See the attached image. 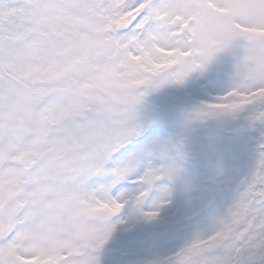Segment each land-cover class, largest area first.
<instances>
[{
    "label": "snow or ice",
    "instance_id": "6c2138e0",
    "mask_svg": "<svg viewBox=\"0 0 264 264\" xmlns=\"http://www.w3.org/2000/svg\"><path fill=\"white\" fill-rule=\"evenodd\" d=\"M228 2L89 0L88 8L103 18L111 33L113 64L109 68L102 62L89 64L84 58L86 46L76 44L71 36L59 37L68 60L58 62L51 50L50 41L57 38L51 29L75 7L72 0H27L25 6L36 13L39 30L28 36L24 48L10 37L0 38V91L15 85L22 98L25 131L19 147L27 154L22 161L0 158V171L28 164L34 174L28 177L29 199L16 213L20 222L0 235V264H99L93 250L107 240L114 227L110 218L125 202L109 197L104 188H87L86 181L113 158L134 130L125 111L132 97L115 87L119 72L112 69L131 67L143 86L148 81L142 73L161 71L191 55L162 45H170L174 36L186 35L189 41L193 36L204 37L212 27L205 7L223 11L220 5ZM242 10L254 18L264 17V0H253ZM178 22L184 31L176 27ZM193 22L199 31L191 28ZM76 48L79 53H73ZM121 49L124 58L117 60ZM153 51L161 53L159 61L151 58ZM141 53L146 63H140ZM25 57L27 65L22 63ZM232 94L225 93L207 108L259 106L258 118L264 119V95L245 93L239 103H223ZM258 146L256 169L220 218L221 227L194 237L166 264H238L231 254L221 252L229 241L235 242L232 251L237 256L256 249L264 252V130ZM120 155V165L111 170L113 183L138 164L134 153ZM172 173L170 164L147 166L136 181L144 187L134 194V202L149 197L154 183ZM166 195V189H161L154 203H167ZM143 215L153 219L158 210L152 208ZM65 233H73L79 243L63 241Z\"/></svg>",
    "mask_w": 264,
    "mask_h": 264
},
{
    "label": "rangeland",
    "instance_id": "374dc122",
    "mask_svg": "<svg viewBox=\"0 0 264 264\" xmlns=\"http://www.w3.org/2000/svg\"><path fill=\"white\" fill-rule=\"evenodd\" d=\"M72 3L75 7L63 15L57 28L51 30L55 31L57 35H70L79 31L80 26L83 30H92L97 34V37L88 52L93 53L94 57L91 56V59H85L91 65L102 62L111 68L113 64L112 52L110 47L107 46L108 41L102 37L103 31L108 30L106 22L104 20L94 21L95 14L87 6L89 0H72ZM119 22H124V16L120 17ZM37 25L40 28L38 18ZM17 45L24 48L27 41L26 45L21 43ZM51 50L54 52L53 48ZM226 56L228 60H225ZM56 58L58 62H64L62 55L57 54ZM22 62L29 63L27 57ZM234 64L235 51L233 48H227L213 54L201 67L188 72L187 77L183 76L180 80V85L182 83L180 88L171 81L165 83L167 89L164 90V93L146 89V94L143 95L146 98L143 117L135 112L136 126L126 138V142L132 141L131 149L127 153L132 152L137 156V166L113 183L114 178L111 175V170L118 167L123 159L122 156H117L118 160L114 162L110 170H106L103 166L100 171L96 172L102 175L93 174L86 181L87 188H104L109 197L119 198L125 202L124 207L111 217L113 224L111 221L110 223L114 227L107 240L98 249L93 250L92 254L98 255L96 257H98L99 264H141L140 258L135 259L134 263L131 259H125L122 262L116 257L117 248L121 247L118 243L123 237L117 238L113 235L115 231L126 232L132 230L133 227L143 225L147 220L157 222L154 218L147 219L143 215L145 211L152 208L158 210L156 219H168L170 216H175L174 211L176 209L183 212L180 219L188 232L186 234H175L173 224H170L165 229L166 233L171 232L170 239L169 236L162 238L161 235L150 233L148 242H145L148 248L144 251L141 259L144 261L143 264H146V262L150 263L153 259L171 258L179 248L194 237L207 235L215 231L220 218L232 205L229 202H233L238 196L236 188H241V191L245 188L246 182L255 171L259 159L260 134L241 131L239 127L243 128V126L239 118H235L232 123L227 121L225 116L232 115L233 111L206 112L200 107L196 109V118L188 114L185 115V118L180 117V113L187 105V97L182 89L186 91L192 89L189 86L190 79L197 86L208 90L213 89L207 95V99L209 102H216L218 97L222 96L231 85ZM112 70L119 72V78L115 81L116 88L126 90L139 84V79L130 78L135 75V70L131 67L118 66ZM161 86L164 87L163 84ZM12 88L14 89V85ZM197 93L199 94V92ZM12 94L22 104L21 96L17 92ZM176 96L181 98L179 106L174 105ZM137 105L138 102L134 107ZM21 106L23 109V104ZM147 108L158 110L159 113H150ZM173 110L177 112L173 116L174 120H176L177 115L179 116L177 124H174L173 120L166 115ZM245 110L248 112L246 119L253 120L255 116L258 117L255 111L256 106H246ZM181 120L184 121L179 122ZM260 124V131L264 130V123ZM145 129L147 131L141 134ZM174 129L180 132L179 137L174 134ZM166 130H171V132ZM157 135L164 139L157 137ZM166 138L169 141L174 140L177 142L178 150L174 149ZM113 156L115 157V155ZM162 164H170L173 167L171 177L168 175L163 176L152 187V194L149 197L140 202H134L132 197L144 187V185L136 182L138 177L142 175L147 166L158 167ZM16 171H13L14 176ZM11 176L12 174L8 176L5 174L4 180L9 179ZM121 181L133 182L134 185L127 184L125 187L116 188L117 183ZM161 189H166L167 203L156 205L154 200L160 194ZM77 190H79L78 186ZM204 201H219L223 203V206L214 205L207 209L205 213L201 206L199 209L196 208ZM157 225L155 224L154 227ZM176 232L178 231L176 230ZM170 243H174V245L172 246ZM234 244V241L227 242L224 247L231 251L226 250L224 253L233 256L235 251H232V246ZM149 246H153L154 250L149 249ZM236 247L238 246L236 245ZM100 249H108L105 252L109 253L102 254ZM162 249L165 251L162 252ZM126 251L127 254H131L132 249L126 246ZM246 262L249 263L250 260L247 259Z\"/></svg>",
    "mask_w": 264,
    "mask_h": 264
},
{
    "label": "clouds",
    "instance_id": "9594fccd",
    "mask_svg": "<svg viewBox=\"0 0 264 264\" xmlns=\"http://www.w3.org/2000/svg\"><path fill=\"white\" fill-rule=\"evenodd\" d=\"M207 5V0H204ZM217 2V0H213ZM253 0H229L228 3L220 5L221 10H214L212 7H205V11L212 18V27L204 37L193 36L189 41L185 36H174L170 45L172 49H184L190 51L191 55L182 58L179 62L169 65L166 69L155 73H142L147 77V83L153 87L171 81H178L188 72L201 67L213 54L233 48L235 51V64L232 82L229 89L224 92H232L225 104L239 103L245 93L253 95L257 93L264 95V17L254 18L247 15L242 9L250 5ZM176 27L181 31L184 29L178 22ZM191 28L199 31L200 26L194 22ZM141 53L140 63H146ZM161 53L153 51L151 58L159 61ZM124 58V50H120L117 60ZM131 79H139L135 74ZM144 84L138 88L129 89L132 102L126 106L127 118L131 121V126H136V113L134 105L146 94ZM223 94V95H224ZM236 110H239L236 109ZM230 107L206 108V112L212 111H236ZM90 223H95L91 221ZM218 223L216 229L220 228ZM208 235V234H207ZM61 239L69 245L79 243L73 233L62 234Z\"/></svg>",
    "mask_w": 264,
    "mask_h": 264
}]
</instances>
